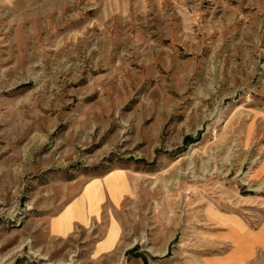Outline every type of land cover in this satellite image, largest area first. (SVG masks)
<instances>
[{"label": "rangeland", "instance_id": "obj_1", "mask_svg": "<svg viewBox=\"0 0 264 264\" xmlns=\"http://www.w3.org/2000/svg\"><path fill=\"white\" fill-rule=\"evenodd\" d=\"M0 264H264V0H0Z\"/></svg>", "mask_w": 264, "mask_h": 264}]
</instances>
